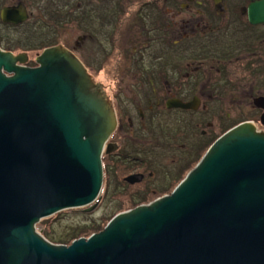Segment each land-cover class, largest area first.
Returning <instances> with one entry per match:
<instances>
[{
    "label": "water",
    "instance_id": "95a60500",
    "mask_svg": "<svg viewBox=\"0 0 264 264\" xmlns=\"http://www.w3.org/2000/svg\"><path fill=\"white\" fill-rule=\"evenodd\" d=\"M253 10L264 20V0ZM27 17L22 4L0 11L7 23ZM24 56L0 48V264H264V131L247 122L169 194L68 245L47 240L41 219L99 204L116 117L70 50L46 47L34 67Z\"/></svg>",
    "mask_w": 264,
    "mask_h": 264
},
{
    "label": "flooded vegetation",
    "instance_id": "af4514ba",
    "mask_svg": "<svg viewBox=\"0 0 264 264\" xmlns=\"http://www.w3.org/2000/svg\"><path fill=\"white\" fill-rule=\"evenodd\" d=\"M258 1L86 0L84 10L75 4L69 20L78 25L83 15L87 62L69 49L116 117L102 152L110 210L169 194L236 125L264 131V20H256L262 11L249 15ZM29 16L0 21L22 27ZM133 18L139 22L129 23ZM7 50L28 59V46Z\"/></svg>",
    "mask_w": 264,
    "mask_h": 264
},
{
    "label": "rangeland",
    "instance_id": "374dc122",
    "mask_svg": "<svg viewBox=\"0 0 264 264\" xmlns=\"http://www.w3.org/2000/svg\"><path fill=\"white\" fill-rule=\"evenodd\" d=\"M77 1L79 0H0V11L6 6H17L22 4L26 9L27 15H30L29 21L22 27L7 26L0 21L1 50L9 51L7 49H16V51H21L28 46V59L25 60L24 65L27 66V64L33 63L36 66V55L46 48L45 46L62 45L68 50H70L69 48L75 47L76 54L81 57L84 62H87L88 43L84 37V26H82L81 23L79 25L72 24L69 20L70 12L75 7ZM72 4L74 7H72ZM52 6L55 9L58 7L56 10L60 11H52ZM136 21L137 20L133 18L129 23L134 25ZM137 22H139V20ZM75 43H77L76 46ZM42 46H44V48ZM12 53L15 55L20 54L19 52ZM95 75L97 79L104 81V73L98 71ZM115 139H117V137H115ZM205 152L206 151H204V153ZM102 194V199H100L99 204L92 211L83 212L81 209L63 210L52 216L41 219L36 227L42 230V234L44 231H47V234L52 237L51 239L53 241L47 240L56 244L60 243V239L64 240L63 244L68 245L74 239L88 237L91 233L101 230L111 218L106 223H104V219L113 217L117 214L108 207L106 190L104 193L101 191V195ZM128 203L129 201L122 202L120 209L134 208L131 207L133 204ZM94 222L99 225L97 230L90 229V226H92ZM72 238L74 239L71 240Z\"/></svg>",
    "mask_w": 264,
    "mask_h": 264
},
{
    "label": "trees",
    "instance_id": "16d2710c",
    "mask_svg": "<svg viewBox=\"0 0 264 264\" xmlns=\"http://www.w3.org/2000/svg\"><path fill=\"white\" fill-rule=\"evenodd\" d=\"M85 1L86 0H79V1H77L76 2V4L77 3H80V5L82 6L81 8H82V10H84V7L83 6H85ZM72 7H74V5L72 4ZM76 7V6H75ZM49 8V7H48ZM56 9H58V7H56ZM53 6H52V11H55L56 10ZM83 15H81V21L78 23V25L80 24V23H82L83 24ZM42 47H44V46H42ZM111 217H109V218H107V219H104V223H106L109 219H110ZM98 227H99V225H98V223H93L92 224V226H90V229L91 230H97L98 229ZM43 235L47 238V239H49V240H51V241H53L51 238L52 237H50V235L49 234H47V231H44V233H43ZM76 238V237H75ZM74 238H72L71 240H73ZM60 243H64V240L63 239H60V241H59Z\"/></svg>",
    "mask_w": 264,
    "mask_h": 264
},
{
    "label": "bare ground",
    "instance_id": "6f19581e",
    "mask_svg": "<svg viewBox=\"0 0 264 264\" xmlns=\"http://www.w3.org/2000/svg\"><path fill=\"white\" fill-rule=\"evenodd\" d=\"M93 233H95V232H93ZM93 233H91V234H93ZM91 234H90V235H91ZM90 235H89V236H90Z\"/></svg>",
    "mask_w": 264,
    "mask_h": 264
}]
</instances>
